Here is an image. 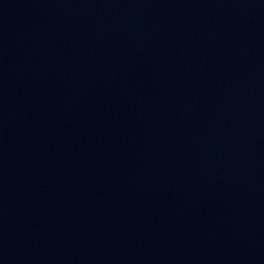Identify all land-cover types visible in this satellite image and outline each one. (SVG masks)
Returning <instances> with one entry per match:
<instances>
[{
    "label": "water",
    "instance_id": "obj_1",
    "mask_svg": "<svg viewBox=\"0 0 264 264\" xmlns=\"http://www.w3.org/2000/svg\"><path fill=\"white\" fill-rule=\"evenodd\" d=\"M0 264H264V0H0Z\"/></svg>",
    "mask_w": 264,
    "mask_h": 264
}]
</instances>
